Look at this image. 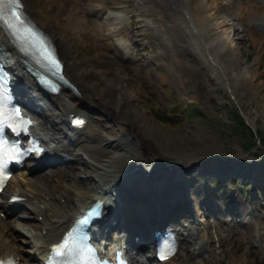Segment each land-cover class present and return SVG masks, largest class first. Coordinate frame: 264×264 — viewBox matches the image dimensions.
I'll return each instance as SVG.
<instances>
[{
    "label": "bare ground",
    "instance_id": "bare-ground-1",
    "mask_svg": "<svg viewBox=\"0 0 264 264\" xmlns=\"http://www.w3.org/2000/svg\"><path fill=\"white\" fill-rule=\"evenodd\" d=\"M22 1L29 18L54 42L60 58L65 63L66 76L76 86L78 92L66 88L59 95L51 96V103L54 108L45 100L36 105L49 111L50 120L48 123L44 122L43 116L34 119L36 124L41 126L34 128L37 137L49 144L47 148L50 149L46 157L49 158V161H52L51 157L54 156L68 157L71 162L67 167H64L65 181L54 178L52 171L49 174L42 173L40 175L46 180L43 183L27 177H20L22 185L15 177L9 180L3 191V199L0 200V212H3L7 218L10 217L16 205V203H11V199L17 195L22 198L20 204L29 210L31 218L37 220L41 217L42 220L39 222V226L31 223V230L23 227L18 221H13L12 224L8 223L4 231L0 232V257L3 259L14 258L17 262L23 259L22 253L24 251L15 244V240H19V238H9L11 237L10 234L18 233L20 236L24 235L29 239V242L22 240V243L31 244L30 252L36 255L38 259L43 260L47 256L50 246L61 238L63 232L77 216L86 210L90 203L102 197L108 199V195L115 198L119 196L118 200L123 198L121 186L141 190L139 191L141 195L136 197L132 204L126 202L125 199L122 202L118 201V205L113 207L116 211L111 210V213L109 209L112 208H107L106 212L110 215L106 216V224L96 226L98 233L106 235L107 230L113 227L115 231L118 229L127 237L130 236L131 230L126 226L123 229L124 223L126 225L135 221L132 227L134 225L140 226V224L141 226L146 225L142 221L146 215L141 220L137 216L139 213L133 211V205L139 207L142 200L152 196L153 200H158V203H150L152 208H150L149 217L155 219L157 224L159 220H167L169 224L172 223L171 212L175 209V199L184 202L202 191L200 180L203 178L197 176V168L202 167L198 165L202 163L200 161L204 158L189 157L187 147L191 140V131L187 130L181 134L174 129L165 128L156 123L153 115L149 116L145 113L142 102L137 98L138 80L120 72L117 81L107 77L104 71L96 68L95 65H86L85 63L89 58L77 54L73 50L68 34L66 32L58 33L55 30L54 22L63 17L66 21V30L75 34L83 44L90 41L97 47L111 51L116 57L118 53L115 48H120L126 54L124 59L127 58L132 69L139 73V61L129 56L132 53L130 51V29L126 22L129 14L127 8L121 5V0H109L110 13L103 19L101 16L106 8L105 0H47L49 8L45 10L34 8L32 0ZM138 1L142 6L146 5L153 9L154 14L158 16L157 23L159 26L163 25V17L165 16L180 23L179 34L182 37V42L186 45L189 43L191 48L187 54L191 73L200 76L203 73H200V69L209 68L210 71L214 70L222 75L224 74L222 69L230 67L231 75L229 77L224 76L228 88L231 85L229 81H232L231 83L234 85L232 87L236 90L243 87L250 89L254 87V74L241 67L244 63L242 56H237L235 52L238 28L233 24V18L227 19L222 15L223 10H225L222 2L219 0ZM237 1L241 5L237 18L240 15H249L250 21L264 31V0ZM57 5H59V9L54 20H52L50 11ZM86 17H89L90 22ZM103 28H105V32H103ZM109 38L114 40L115 46L111 45ZM197 39L203 42V49H196L191 45V41ZM252 41L257 42L254 38ZM0 52L6 61L14 63L13 72L18 76L22 86L26 88L36 86L22 64V56L14 49L1 28ZM199 52L201 55H198ZM106 53L108 54V52ZM98 55L94 54L92 58ZM195 55L201 57V60L204 59V67ZM204 73L207 79L202 80V86L195 84L194 87L189 88V91L196 90L203 94L202 91L218 89L221 83L217 81L216 75L212 77L210 73L205 71ZM211 78L216 79V81ZM132 81H136L137 85H133ZM28 96L33 102L39 100L35 94L30 93ZM187 99L190 102L191 97L188 96ZM73 113L84 115L88 124L86 130L66 134L62 125L66 124L68 115ZM96 114L99 115V118L95 117ZM244 116L248 125L254 127V119L245 114ZM84 133L86 136H83ZM67 137H70V141L74 142L69 143ZM245 157L241 154L231 157L225 152H220V155L213 158V161L220 163L222 160L229 165L242 162L247 167L259 163L254 159L250 160ZM207 158L209 157H205V159ZM242 158L245 160L240 161L243 160ZM260 163L264 165V162ZM45 168L36 170L30 169L29 165L25 167L26 172L34 173L44 172ZM238 174L236 175L238 176L237 179H240L241 175L261 177L251 173V171ZM205 180L208 181L209 179ZM143 191L145 193H142ZM180 192L181 195L186 193L187 196L175 197ZM171 196L175 199L170 207H167V210H163L164 216H155V212L161 210L158 206L162 203L161 199H163L164 206L173 200ZM159 198H161L160 201ZM194 199L193 206L197 208V214L200 218L198 222L201 226L196 232H188L187 237H193L192 252L194 254L212 257L218 249L222 251V248L214 244V241L216 240L217 243L227 242L231 231L227 230L226 234L220 230L214 232L206 220V211L202 210L205 206L204 200L198 201L195 197ZM122 206L125 208H120ZM135 213L136 217L134 216ZM241 216L250 229L251 221L247 213L242 211ZM113 221L114 226H111ZM0 222L2 221L0 220ZM134 233L142 238L136 231ZM248 237L249 240L254 238L262 246L264 230L262 229L255 234H251L249 231ZM226 247L228 250L227 243ZM37 264L42 263L39 261ZM193 264L204 263L197 261Z\"/></svg>",
    "mask_w": 264,
    "mask_h": 264
},
{
    "label": "rangeland",
    "instance_id": "rangeland-1",
    "mask_svg": "<svg viewBox=\"0 0 264 264\" xmlns=\"http://www.w3.org/2000/svg\"><path fill=\"white\" fill-rule=\"evenodd\" d=\"M219 1L222 2L225 9L222 15L227 19L233 18L232 22L238 28L235 52L237 56H242L244 63L241 67L254 74L255 82L252 89L243 87L236 90L232 87L234 86L231 83L232 81H229L231 85L228 88L224 76L227 75L229 77L231 75L232 70L229 66V68L222 69L224 73L222 75L214 70L210 71L211 69L209 68V70L207 68L206 70L200 69V73L203 72L200 76L194 75L193 72L191 73L187 62V54L191 48L189 43L186 45V43L182 42V37L179 34L180 23L173 21V18L165 16L163 17V25L159 26L157 23L158 16L154 14L153 9L146 5L142 6L138 0H122V3L129 12L127 22L130 23V47L132 57L139 61V73H136L132 69L131 64L123 59L125 55L119 49L116 48L118 53L116 57L113 56L114 54L111 51L93 46L91 42L83 44L81 40L75 37V34L66 30V21L63 17L55 22V29L58 33L66 32L71 38L73 50L77 54L89 58L85 63L86 65H95L96 68L103 70L107 77L117 81L120 72H122L120 70L121 66L122 70H124L123 74L138 80L139 91L136 95L142 102L145 113L152 116L153 113L155 114L153 109L158 106L168 112L171 117V121L162 124V127L174 129L181 134L187 130L191 131V140L187 147L190 158L205 159V157L210 158L220 155V152H225L231 157L241 154L246 156L245 158L247 159L264 162L263 145L252 149L249 148V133L247 132L250 128L246 125L245 118H242L245 126L240 122L239 117L241 116L238 109L239 106L243 114L254 119L253 129L257 133V137L250 138V140L262 139L264 144V31L250 21L249 15H240L237 18L241 7L237 0ZM105 2L107 7L102 13L101 18L103 19L110 13L109 0H105ZM32 6L45 10L48 8V1L32 0ZM58 9L59 6L57 5L50 12V18L53 20ZM131 16H133V19ZM86 18L89 19V17ZM150 30L154 32V37L149 38ZM103 32H105V28H103ZM252 38L256 39L257 42L254 43ZM109 42L112 46H115L112 38H109ZM191 45L196 49H203V42L198 39L191 41ZM94 54L99 55L92 58ZM198 55H201L200 52ZM198 55H195V57L200 59L201 57ZM200 61V64L204 67V59H200ZM204 71L210 73L212 77L216 75L217 81L221 85L215 91H202L203 94L196 90L189 91V88L194 87L195 84L202 86V80L206 78ZM211 79L216 81V79ZM132 84L136 86L137 82L132 81ZM188 96L191 97L190 102L187 99ZM183 106L197 108L199 110L197 116L189 119L185 118ZM187 113L190 114L188 111ZM95 117L99 118V115L96 114ZM51 171L52 169H47L46 173ZM54 171V178L61 181L66 180L63 169ZM29 178L35 179L36 174L30 175ZM45 181V179L39 180L42 183ZM208 181H202V191H199V194H201L195 198L209 199L215 202L236 199L242 209L246 208V203L251 204V200L246 196V190L239 192L240 190L235 187V184H223L220 186L219 183L212 179ZM46 184L48 185V183ZM211 187H213L212 191H210ZM203 193L206 194V198H204ZM259 196L264 195L259 193ZM233 203L235 204V202ZM232 209L233 212L240 211L238 208ZM260 211L259 213L263 215L260 220L255 217L251 218L254 226L251 230L252 234L260 226L264 229V205ZM15 216L20 218V223L28 230H31V223L39 225L36 219L27 217L30 216L29 212L23 207H20L15 212ZM0 219L4 221L1 216ZM188 220L192 221L191 218ZM207 220L212 223L214 231L220 229L222 233L226 232L225 224L218 222L216 219L214 220L213 217ZM193 223L191 222V227H193ZM3 229H5V223L0 224V232ZM230 230L233 235L227 242L228 250L225 246L221 252L218 250L214 256L208 258L205 256L201 260L200 257H196L192 253V246L189 243H185L184 249L181 250V256L172 262L193 264L194 262L205 260V264H264V244L263 248H261L253 239L248 240V230L245 227L232 224ZM10 235L11 237L9 238H19V240H15V243L25 251L24 260L21 264H32L33 259L27 251L28 249L30 250V244L22 243V240L29 242V239L24 235L20 236L18 233Z\"/></svg>",
    "mask_w": 264,
    "mask_h": 264
},
{
    "label": "snow or ice",
    "instance_id": "snow-or-ice-1",
    "mask_svg": "<svg viewBox=\"0 0 264 264\" xmlns=\"http://www.w3.org/2000/svg\"><path fill=\"white\" fill-rule=\"evenodd\" d=\"M20 7V0H0V23L5 22L4 17L6 14L14 18L18 22V25H9V27L22 28L24 26V21L21 20L20 15L17 14V8ZM3 169V160L0 159V171ZM171 254V249H166L162 253V258H166L167 255ZM0 264L4 262L0 261Z\"/></svg>",
    "mask_w": 264,
    "mask_h": 264
},
{
    "label": "trees",
    "instance_id": "trees-1",
    "mask_svg": "<svg viewBox=\"0 0 264 264\" xmlns=\"http://www.w3.org/2000/svg\"><path fill=\"white\" fill-rule=\"evenodd\" d=\"M250 145H252V146H253L254 144L251 142V143H250Z\"/></svg>",
    "mask_w": 264,
    "mask_h": 264
}]
</instances>
